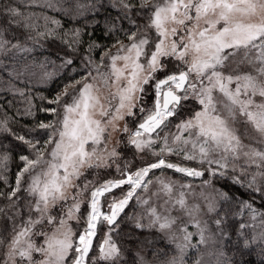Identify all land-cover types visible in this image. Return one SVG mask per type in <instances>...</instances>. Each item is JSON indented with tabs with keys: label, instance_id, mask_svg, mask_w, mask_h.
<instances>
[{
	"label": "snow or ice",
	"instance_id": "snow-or-ice-1",
	"mask_svg": "<svg viewBox=\"0 0 264 264\" xmlns=\"http://www.w3.org/2000/svg\"><path fill=\"white\" fill-rule=\"evenodd\" d=\"M101 16L111 47L87 31ZM50 43L51 72L27 59ZM61 69L59 92H32ZM0 73L20 97L0 103V264H249L236 256L257 247L264 264V0H0ZM38 112L51 119L19 123Z\"/></svg>",
	"mask_w": 264,
	"mask_h": 264
},
{
	"label": "trees",
	"instance_id": "trees-1",
	"mask_svg": "<svg viewBox=\"0 0 264 264\" xmlns=\"http://www.w3.org/2000/svg\"><path fill=\"white\" fill-rule=\"evenodd\" d=\"M111 15H116V13L114 11H111ZM51 15H57L55 13V11H51L50 12ZM57 18L61 19L62 22L64 23L65 27H73L75 26H79L78 24H76L75 21L70 20L69 18H66L63 16V14H59L57 15ZM89 19H91V17H89ZM98 19L101 20V24L99 26H95V27H90L87 29L88 32H93L94 36L93 38L98 40L99 43L101 44H106L109 47H111L115 41L114 39H110V38H104L103 37V17H98ZM80 23L82 24L83 21H80ZM125 27H128L127 24H125ZM85 40H88V36L84 37ZM127 42V41H125ZM87 45H85L86 47ZM60 51V45L58 43H50L47 46V51H45L44 49H37L34 53H31L27 56V59L30 61L32 59H36L37 61H41L44 60L46 57L49 58L52 61H55V65H49L48 67V71H57L56 66H58L61 61L57 58V52ZM102 50H97L96 52L93 53L94 56H96L97 58H99V56L101 55ZM21 56H23V54H21ZM8 65H9V70L11 69L12 66V61H5ZM79 63V61H77ZM59 72L63 73V70H59ZM0 75L4 76V79L7 80L8 77L6 74L4 73H0ZM66 77H67V73H63V75H61L60 79H55L53 82L50 83H40L37 80L33 79L31 81V87H32V92L36 95L38 94H43L44 96L47 97H51L53 95H55L57 92H59L61 90V86L63 83L66 82ZM19 87H24L25 85L20 82L18 83ZM149 95H150V99H152V90L149 89ZM15 99L16 101L20 100L19 96L13 97V95L11 93H6V92H0V103H5L9 100H13ZM37 106H42L39 100L35 101ZM46 106V105H43ZM193 105L191 103H189V105L184 109V111L180 114V115H188L191 107ZM15 107H19L22 108L23 105L17 103L15 105ZM4 109H0V112H3ZM9 114H12V111L14 110H8ZM19 119V123L20 124H25L28 126H31L32 124L36 123V120H43L45 122H47L49 119H51L50 115H46L43 112H38L37 113V117L34 119L32 117H23V118H18ZM17 128V130H19V125L15 126ZM4 145L7 148H10L12 150V154H13V161L10 164V168L13 174V179H14V175L15 172L17 171V166H18V161L15 159L16 154L17 153H21L23 152V148L18 145L14 140L11 139V137L5 139L3 141ZM124 149V158L129 159L132 158L135 160V163L137 162V156L134 157V152L135 149L131 146L127 147V148H123ZM141 162V161H140ZM93 175H95V173L89 175L87 178L88 179H92ZM103 176H101L100 178H102ZM215 186L218 189H223L225 191H228L229 189H231L232 192L234 193H240L241 190L239 188L233 187L230 183L229 180L225 179V178H219L218 180L215 181ZM245 199H247L248 197L245 195L244 196ZM262 203L261 200L259 199V196L257 195V199H256V207H261ZM264 210V209H262ZM126 211L131 214L133 211H139V206L135 203V201L131 202V205L126 209ZM236 219H242L240 217H237ZM194 225H191L190 228H192ZM122 231L118 232L113 238L116 239L117 241L121 240L124 236V233H127L129 231H131V224L130 222H128L127 220H124L121 225H120ZM192 231H195V228H193ZM147 233H144V235H146ZM161 247H163V244L160 245ZM228 255L231 256L232 252H228ZM237 260L243 259L245 261H248L249 264H257V262H259L262 257L260 255L259 252V248L257 247L256 251L253 252L251 255H244L243 257H240L239 255L236 256ZM100 264H105V262L101 261Z\"/></svg>",
	"mask_w": 264,
	"mask_h": 264
},
{
	"label": "rangeland",
	"instance_id": "rangeland-1",
	"mask_svg": "<svg viewBox=\"0 0 264 264\" xmlns=\"http://www.w3.org/2000/svg\"><path fill=\"white\" fill-rule=\"evenodd\" d=\"M146 99H147L148 104L150 105L152 103V99H150V95ZM185 116H186V114L180 115L177 119L173 120V124L178 123L179 122V119H182ZM172 131L174 132L175 131V128H172ZM121 150H122V153L124 155L125 154L124 149L122 148ZM137 158L138 159H137V162L136 163H135V160L132 159V158H129V159L126 158V160L131 161L133 164H135L136 167H139V166H141V162H140V158L138 156H137ZM114 174H115L114 173V170L113 171H108V172H100L99 173V177L103 176L101 178V179H103V178H106V177L111 176V175H114ZM165 174L168 175L169 177H172V178L176 179V180H181V175L180 174L173 175V173H172L171 170H167ZM155 175L156 176H159V175H161V172L159 170H156ZM202 179L203 178H185L183 180V182H191L194 185L198 186V185H200ZM197 191H199V188L198 187H197ZM174 214H176V213H174ZM193 228H195V226H193L189 230L192 231ZM101 239H102V237H101Z\"/></svg>",
	"mask_w": 264,
	"mask_h": 264
}]
</instances>
